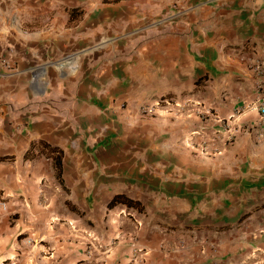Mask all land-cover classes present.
<instances>
[{
	"label": "crops",
	"instance_id": "crops-1",
	"mask_svg": "<svg viewBox=\"0 0 264 264\" xmlns=\"http://www.w3.org/2000/svg\"><path fill=\"white\" fill-rule=\"evenodd\" d=\"M261 101L264 0H0V264L259 260Z\"/></svg>",
	"mask_w": 264,
	"mask_h": 264
},
{
	"label": "built area",
	"instance_id": "built-area-1",
	"mask_svg": "<svg viewBox=\"0 0 264 264\" xmlns=\"http://www.w3.org/2000/svg\"><path fill=\"white\" fill-rule=\"evenodd\" d=\"M3 64L7 65V62L3 61ZM173 101L170 99H161L159 102L155 104H146L141 107L142 111L144 113H155L158 107L161 106H170L172 105ZM260 112L264 118V101H261L260 105ZM171 110V109H170ZM259 126V125H258ZM257 125L253 128L257 130V136L262 137L264 135V132L257 128ZM207 127L201 126L200 129H197L191 133V136L189 138V142L201 153H204L208 156L221 154L224 150H226L231 142L234 139V135L237 131H244V132H252V128L248 126H230L227 125L224 127L227 133H230L229 135H226V139L224 140L225 148L218 145V142L220 140V137L218 135H213L212 137H207L205 135V129ZM140 225V223H139Z\"/></svg>",
	"mask_w": 264,
	"mask_h": 264
},
{
	"label": "rangeland",
	"instance_id": "rangeland-1",
	"mask_svg": "<svg viewBox=\"0 0 264 264\" xmlns=\"http://www.w3.org/2000/svg\"><path fill=\"white\" fill-rule=\"evenodd\" d=\"M0 194H1V192H0ZM0 201H3L1 196H0ZM263 232H262V234L264 235ZM250 247H255V246L251 245ZM260 247L261 248L256 249L255 251H262L264 253V245H263V247L262 246H260ZM248 248H249V246L247 245V247L245 248V250H247V251H245L246 252L245 254H247L248 256H246L247 257V261H245L246 262L245 264H264V255H262V257L259 260H254V259L250 260L251 258H254V256H252L253 249L249 248V250H248ZM242 251L243 250H241L240 253H243ZM240 264H243V261L240 262Z\"/></svg>",
	"mask_w": 264,
	"mask_h": 264
},
{
	"label": "trees",
	"instance_id": "trees-1",
	"mask_svg": "<svg viewBox=\"0 0 264 264\" xmlns=\"http://www.w3.org/2000/svg\"><path fill=\"white\" fill-rule=\"evenodd\" d=\"M26 157H28V153L26 154ZM56 164H57V167L59 169V177H60V170H61V157H60V154L58 155V159L56 160ZM120 201L123 202V203H127V204L131 203V200L129 198H127L123 194H119V195H115V197H113V199L109 203V206H112L115 203L120 202Z\"/></svg>",
	"mask_w": 264,
	"mask_h": 264
}]
</instances>
